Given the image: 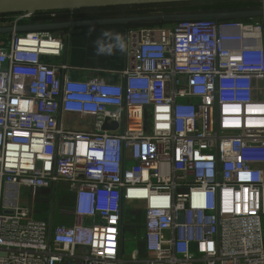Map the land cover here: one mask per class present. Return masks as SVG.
Listing matches in <instances>:
<instances>
[{"label":"built area","instance_id":"2783aa9c","mask_svg":"<svg viewBox=\"0 0 264 264\" xmlns=\"http://www.w3.org/2000/svg\"><path fill=\"white\" fill-rule=\"evenodd\" d=\"M253 18L131 29L135 66L117 82L53 61L68 29L0 33V264H125L129 204L143 211L132 262L264 264V15ZM60 182L70 221L34 218L23 189Z\"/></svg>","mask_w":264,"mask_h":264},{"label":"crops","instance_id":"0c3cea01","mask_svg":"<svg viewBox=\"0 0 264 264\" xmlns=\"http://www.w3.org/2000/svg\"><path fill=\"white\" fill-rule=\"evenodd\" d=\"M179 5H145L144 7H138L133 10V13H128L124 15L110 14L108 16H95L87 18H60L58 20H70V19H92V18H102V17H118V16H134V15H150L158 13H182L184 11H175ZM155 8V9H153ZM163 8L170 10H163ZM155 10V11H154ZM209 11V10H205ZM41 22V20H39ZM174 23H160L154 24L156 29H171ZM172 26V27H171ZM138 27L127 26V25H96V26H86L72 28L69 31V35L66 39V49L62 57L54 58L53 61H65L68 64L78 67L71 71L73 78L84 80L92 77L96 74H101L108 80L117 82L120 79V71L125 68H133L135 66V61L127 56L126 48L128 44V32L131 29H137ZM159 33H157L158 35ZM136 33L134 34V38ZM80 68V69H79ZM104 70V71H103ZM111 70V71H105ZM61 187L66 182H60ZM68 185V184H67ZM69 187V185H68ZM27 189V188H25ZM52 189L51 196L49 198V205L51 207V214L49 219L42 220H54V204L56 197V190ZM57 189V187H56ZM36 193H30L24 198V201L28 204L33 201V199L38 197L40 190H47V188H35ZM55 190V191H54ZM31 196V198H29ZM70 193H60L59 201L64 197H70ZM33 198V199H32ZM51 202V203H50ZM33 210V209H32ZM59 222L62 223L66 216L69 215V207L66 209L65 206L59 205ZM34 216V213H32ZM70 216V215H69ZM40 219V218H36ZM70 219L68 218V222ZM142 243V242H141Z\"/></svg>","mask_w":264,"mask_h":264},{"label":"water","instance_id":"95a60500","mask_svg":"<svg viewBox=\"0 0 264 264\" xmlns=\"http://www.w3.org/2000/svg\"><path fill=\"white\" fill-rule=\"evenodd\" d=\"M210 1V0H0V14H14L27 11L66 10L96 7L150 5L174 2ZM264 15V8L233 9L221 11L158 13L150 15L102 17L92 19H70L49 21L14 26H0V33L25 31H56L70 30L77 27L96 25H127L142 26L160 23H174L186 19L211 18L215 20L233 18H252Z\"/></svg>","mask_w":264,"mask_h":264},{"label":"rangeland","instance_id":"374dc122","mask_svg":"<svg viewBox=\"0 0 264 264\" xmlns=\"http://www.w3.org/2000/svg\"><path fill=\"white\" fill-rule=\"evenodd\" d=\"M252 1H246V0H236V1H216L213 5L211 4H203L200 9L202 10L201 12L205 10H212V11H221V10H233L236 9V7H246V6H253ZM133 8H111L107 10H102V11H91L92 14L94 15H103L106 14L105 16H108L110 14H115V15H124L128 13H133L132 12ZM155 9V8H153ZM218 9V10H216ZM155 11V10H154ZM91 14V15H92ZM259 17H254L252 21H257ZM172 27V26H171ZM80 127H85L86 125L83 123H79ZM32 191V193H36L34 189H23L22 193V198L24 199L26 196H28L30 193L29 191ZM56 190V197H55V204H54V224H58L59 222V205L60 206H65L66 209L69 207V200L70 197H64L60 199L59 205V194L60 193H69L68 190V185L65 184L61 187V183L57 184V189ZM54 190V191H55ZM52 189L47 188V190H40L38 197L33 199L31 201L30 206L33 209L34 216L36 218L40 219H49L50 214H51V207L49 205V198L51 196ZM31 198V196H29ZM51 203V202H50ZM126 213H125V221H126V228H125V251H124V258L126 260L125 264H138L136 262L130 261V255L132 251L138 247L140 252L142 253L143 251V245L141 241H139V237L142 234L143 227H142V222H143V211L139 205H134L132 206L131 204L127 205L126 207ZM66 216L65 220L63 222H68V218L71 219V217L67 214H64ZM263 226H264V221H263Z\"/></svg>","mask_w":264,"mask_h":264},{"label":"trees","instance_id":"16d2710c","mask_svg":"<svg viewBox=\"0 0 264 264\" xmlns=\"http://www.w3.org/2000/svg\"><path fill=\"white\" fill-rule=\"evenodd\" d=\"M216 1H224V0H210V1H190V2H174V3H164V4H150V5H163V6H171V5H179L177 8L181 9H176L175 11H184V12H200L202 11L200 7L203 4H211L213 5L216 3ZM225 1H236V0H225ZM246 1H252L256 5L260 4V0H246ZM253 4V5H255ZM145 5H129V6H112V7H96V8H83V9H66V10H42V11H36V16L34 17V20H49L50 19V13L51 12H57L59 18H87V17H95V16H102V15H94L91 13V11H102V10H107L111 8H133L132 12L134 9L138 7H144ZM242 7H236V9H240ZM163 10H168L163 8ZM218 10V9H216ZM235 10V9H234ZM210 11V10H209ZM212 11V10H211ZM170 12V10H168ZM92 14V15H91ZM12 13L10 14H0V19H5L9 18ZM106 14H103V16ZM154 25V24H151Z\"/></svg>","mask_w":264,"mask_h":264}]
</instances>
